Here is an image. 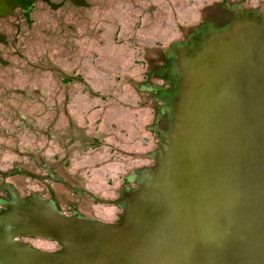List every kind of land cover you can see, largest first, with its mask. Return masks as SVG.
Returning <instances> with one entry per match:
<instances>
[{"label": "water", "instance_id": "obj_1", "mask_svg": "<svg viewBox=\"0 0 264 264\" xmlns=\"http://www.w3.org/2000/svg\"><path fill=\"white\" fill-rule=\"evenodd\" d=\"M0 264H264V0H0Z\"/></svg>", "mask_w": 264, "mask_h": 264}]
</instances>
